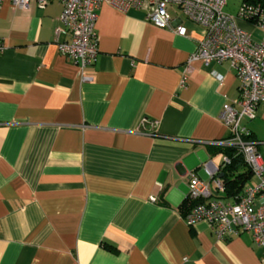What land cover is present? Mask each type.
<instances>
[{"label":"crops","instance_id":"crops-1","mask_svg":"<svg viewBox=\"0 0 264 264\" xmlns=\"http://www.w3.org/2000/svg\"><path fill=\"white\" fill-rule=\"evenodd\" d=\"M242 1L223 10L236 14ZM61 8L0 4V264H264L249 231L218 238L206 220L184 218L193 173L210 197L232 200L215 179L235 70L228 59H195L180 83L202 25L174 4L184 34L154 25L145 9L104 2L92 79L81 81L57 47L71 39L56 34ZM236 22L260 38L250 21ZM241 124L264 160L263 105Z\"/></svg>","mask_w":264,"mask_h":264},{"label":"built area","instance_id":"built-area-1","mask_svg":"<svg viewBox=\"0 0 264 264\" xmlns=\"http://www.w3.org/2000/svg\"><path fill=\"white\" fill-rule=\"evenodd\" d=\"M2 0H0L1 4ZM13 7H27L29 0H10ZM48 0H36L44 7ZM62 8L58 16L61 30L68 31L71 39L57 40L60 53L69 56L78 64L81 81L92 79L89 67L98 52V36L95 31L97 10L104 2L126 11L128 8L145 9L147 19L154 25L168 27L184 34L183 24L175 25L167 9L174 4L185 17L203 27V33L196 47L185 61L180 83L186 79L190 62L201 59H228L238 78V97L224 101L219 117L227 128V135L218 140L221 145H233L242 154L256 181L244 187L235 200L210 197L211 191L206 180L191 174L188 180L187 197L195 200L185 212L187 224L206 220L218 238L246 230L263 249L264 256V160L257 143L246 134L249 129L241 124L242 117L253 118L259 104L264 107V1L243 0L236 14L223 10L225 0H60ZM250 21L261 30V36L254 39L251 32L240 26L236 19ZM5 44L0 38V53ZM218 79L221 75L215 73ZM237 104L239 107L235 106ZM246 136V137H245ZM223 160H228L224 155ZM215 179V178H214ZM215 181L221 186L218 178ZM154 199V197H151Z\"/></svg>","mask_w":264,"mask_h":264},{"label":"trees","instance_id":"trees-1","mask_svg":"<svg viewBox=\"0 0 264 264\" xmlns=\"http://www.w3.org/2000/svg\"><path fill=\"white\" fill-rule=\"evenodd\" d=\"M250 1H264V0H250ZM248 138L252 137V133L246 134ZM245 136V137H246ZM221 149L224 151L228 160H222L219 175V180L223 186V192L226 197L235 200L244 189V184L252 176L251 169L244 160L242 154L233 145H222ZM195 200L186 196L184 200V209L186 211L192 206Z\"/></svg>","mask_w":264,"mask_h":264}]
</instances>
